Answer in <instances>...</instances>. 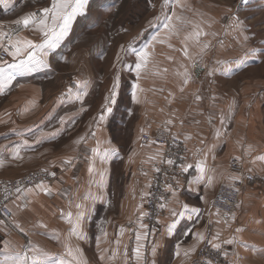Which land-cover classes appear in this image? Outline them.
Wrapping results in <instances>:
<instances>
[{"label": "crops", "instance_id": "obj_1", "mask_svg": "<svg viewBox=\"0 0 264 264\" xmlns=\"http://www.w3.org/2000/svg\"><path fill=\"white\" fill-rule=\"evenodd\" d=\"M2 8L0 33L43 43L45 38L38 25L24 28L14 23L28 14L15 19L13 11L18 10L12 0ZM11 16L12 21H8ZM158 41L155 46L160 49L155 48L156 52L169 51L160 44V37ZM59 49L60 45L45 49L48 55L43 59L48 67H36L30 72L9 67L17 61L8 53L0 63L13 76L0 87V180L15 179L35 170L57 176L53 183H45L44 189L35 186L20 190L8 203L11 217L0 215V261L11 264L17 252L37 248L53 258L51 264L60 260L65 264H138L134 249L135 233L139 230L148 233L139 242L143 245L139 264H187L211 231V243L227 247L231 264H264V125L260 123L259 111L249 114L243 104L238 105L236 93L232 95L228 88L218 87L222 81L234 78L207 77L198 83L189 75L188 55L182 64L178 60L182 52L177 49L172 50V61L155 55L147 73L140 75L135 84L139 86L134 88L137 99L134 101L131 96L135 117L130 119V133L125 138L121 117L116 134L111 127V112H104L103 121L83 124L88 109L77 104L75 91L67 98L68 91H46L45 84L56 80L60 73ZM85 68L87 73V65ZM57 80L61 82L60 76ZM86 80L87 77L81 79ZM159 129L187 145V164L193 167L164 203L158 230L148 226L140 229L141 222L147 225L145 215L142 221L139 217L145 213L156 166L164 157L161 146L144 145L141 138ZM93 148L100 152L115 148L117 153L102 162L100 157L92 156ZM66 160L71 163L65 164ZM234 160L243 163L246 172L259 180L246 183L238 209L225 225L212 202L221 184L238 180L230 168ZM201 161L205 172L203 179L196 182L201 174L195 165ZM184 205L199 209V214L191 218L187 214L179 216ZM67 213H72L73 223L78 214L82 216L75 235ZM173 221L176 227L169 234L167 228ZM121 227L125 229L123 233L119 231ZM197 234L205 237L203 242L196 239ZM217 234L218 239H214ZM229 239L232 244L224 243ZM69 249L75 259L68 255Z\"/></svg>", "mask_w": 264, "mask_h": 264}, {"label": "rangeland", "instance_id": "obj_2", "mask_svg": "<svg viewBox=\"0 0 264 264\" xmlns=\"http://www.w3.org/2000/svg\"><path fill=\"white\" fill-rule=\"evenodd\" d=\"M12 4L18 10L13 11L16 19L39 14L51 6V0H12ZM1 9L5 8L0 6V18L4 16ZM166 15L172 17L167 29L162 26ZM158 37L169 51L156 52ZM145 45L149 62L155 55L172 61L175 49L182 52L180 63L188 55L189 75L198 83L207 77L234 78L222 81L218 87L236 93L238 105L243 104L249 114L259 111L264 125V0H172L168 6L164 0H89L86 14L74 18L69 33L60 42L57 79L60 76L61 82H49L45 89L77 92L75 83L87 77L88 94L77 101L88 109L83 124L94 122L110 107L114 134L120 129L117 121L121 117L127 138L130 119L135 117L131 96L138 80L134 70L137 59L129 48L139 50ZM252 51L258 55H250ZM196 63L204 68L200 77L194 72ZM148 66L141 75L147 73Z\"/></svg>", "mask_w": 264, "mask_h": 264}, {"label": "snow or ice", "instance_id": "obj_3", "mask_svg": "<svg viewBox=\"0 0 264 264\" xmlns=\"http://www.w3.org/2000/svg\"><path fill=\"white\" fill-rule=\"evenodd\" d=\"M172 0H164L165 6H168ZM177 3H179V0H176ZM11 3V0H0V6L2 7H8ZM89 4V0H51V6L46 7L41 10L39 14L37 13H31L29 15L24 16L22 19H17L14 21V23L18 26H23L24 28H28L29 26H37L39 27V31L42 33L43 37L45 38L43 43L36 44L35 42L31 40H24L21 41L19 38L14 39L15 34H10L8 32H2L0 33V49H3L4 52L8 53L14 61H17L13 64H10L9 67L21 70V71H32L36 67H48V65L45 63L43 57L47 56L48 53L45 51V49H56L59 45L61 40L66 37V35L69 33L70 24L76 18L78 15L86 14V8ZM173 15H175L173 13ZM238 18V17H237ZM159 19V18H157ZM165 22L163 23L164 28H169L171 24L172 17L171 16H165L164 17ZM196 38H199L200 33H195ZM153 40L156 39V36L153 35ZM5 42L6 45L5 46ZM148 46L145 45L144 47L137 50L134 46H130L129 51L136 56L137 62L134 65V70L136 72L137 77L139 78L141 75V70L143 68H146L149 63V52H148ZM37 52H39V56L37 55ZM185 54H187V51L185 50ZM250 55H258L256 51H252ZM2 63V62H0ZM130 71L133 70L132 68L129 69ZM212 73H209L211 75ZM0 76H3V80H0V87H3L5 83L13 79V76L11 74H8L5 72V69L3 67H0ZM184 83H187V78L185 79ZM75 87L77 89V92L75 94V99L77 101H81L84 96H87L88 94V82H79L77 81L75 83ZM115 85L113 86V92L115 91ZM135 87H139L136 85ZM182 90V89H181ZM72 95V89H69L65 98ZM132 99L135 101L137 99V93L135 89L132 92ZM197 100L200 99L199 96L196 97ZM114 102V98L112 100ZM104 112H111L110 107H106L104 109ZM104 112H101V114L97 117L98 121L105 120ZM61 123H64L62 120ZM171 123V121H169ZM93 136H95V133H92ZM25 144H27V141H25ZM92 156L93 157H100L101 161H107V159L115 155L117 153V150L115 148L105 150L104 152H100L98 148H93L92 150ZM19 153L17 152V155ZM86 159L88 157H85ZM152 159H155V157H152ZM261 159H264V157H261ZM65 164H70V160L64 161ZM166 163L168 165H173L175 162L173 159H167ZM203 161L197 163L195 165L196 172L200 173L201 175L196 178V182H199L200 179H203L205 169L202 166ZM182 170L184 172H188L189 169L193 167L191 164L182 165ZM89 173L93 171L92 166H89ZM156 171L158 172L159 169L157 168ZM54 175V174H53ZM237 179V178H234ZM209 183H211V178H209ZM38 188L44 189L45 185L44 182L41 181L38 185ZM169 188L171 186L169 185ZM20 189L17 188V192H19ZM28 191H31L29 189ZM50 191V189L48 190ZM175 190L173 189V192ZM77 208L80 207L79 204L76 205ZM159 207L162 209L165 207L163 203L159 205ZM199 209L197 208H189L187 205H184V211L180 212L178 215L183 217L186 214L189 216V218L192 217L193 214L198 215ZM63 215V213H62ZM147 215V213H142L139 219L142 221L143 216ZM173 216H176L177 213L173 211ZM81 214H78L75 218V223H73L72 220V213H67V219L68 223L72 225L71 232L73 235L77 233V230L80 228V221H81ZM41 227H44V225H40ZM19 227V226H18ZM176 227L175 221L169 227L167 228V231L169 234H172L174 232V229ZM140 229H146L147 225L143 224L142 222L139 224ZM20 231L23 232V229L21 228ZM120 233H123L125 229L121 227L119 229ZM239 231V230H238ZM106 235V234H105ZM148 235L147 232H141L136 231L135 233V240L137 242V246L134 249V255L135 258L139 264L140 261L143 260V253L141 251L143 245L139 242L146 238ZM82 238V237H78ZM196 239L200 242H203L205 237L203 235L197 234ZM214 239H218L217 237H214ZM117 245H119V240L115 242ZM211 243V241H209ZM226 244H232L233 240L229 239L224 241ZM8 245H5V248L7 249ZM212 247L219 250L220 245L219 244H213ZM247 247V246H245ZM177 248H179V245H177ZM31 252L32 254L29 255L28 253ZM156 253V247L153 246L152 248V254L155 255ZM68 255L73 256V252L71 249L68 250ZM127 255V250L125 248V256ZM177 255H179V252H177ZM73 259L75 257L73 256ZM101 259H103V256H101ZM53 258L49 256L45 252H41L37 248H29L27 252H17L14 257L11 258V264H51ZM0 264H8V261H0ZM58 264H65L63 260H60ZM209 264L211 262L209 261Z\"/></svg>", "mask_w": 264, "mask_h": 264}, {"label": "built area", "instance_id": "obj_4", "mask_svg": "<svg viewBox=\"0 0 264 264\" xmlns=\"http://www.w3.org/2000/svg\"><path fill=\"white\" fill-rule=\"evenodd\" d=\"M5 46L6 42H5ZM6 52L0 49V62L5 59ZM194 72L199 77L204 72L200 63L194 65ZM142 144L155 143L163 148V162L156 166L159 171L155 170L154 179L145 200V222L150 229L158 230L160 219L164 216V208H160L161 203H165L174 195L173 189L176 190L178 184L187 177V172L182 170V165H187V155L189 149L187 145L173 136L171 133L159 129L155 133L145 134L142 136ZM167 159H173L174 164L168 165ZM231 170L237 174L238 180L234 183L221 184L214 196L212 207L221 214L222 221L225 225L229 224L234 217L240 202L242 189L246 183H256L259 178L256 175L248 174L243 163L233 161ZM53 172L36 170L25 175H21L11 180H0V215L4 218H10L12 213L8 203L18 195L17 188L20 190L37 186L41 181L53 183L57 176ZM169 185L171 188H169ZM212 231L208 233L206 241L203 242L195 256L187 264H231L227 255V247L220 245L219 250L212 247L209 243Z\"/></svg>", "mask_w": 264, "mask_h": 264}, {"label": "bare ground", "instance_id": "obj_5", "mask_svg": "<svg viewBox=\"0 0 264 264\" xmlns=\"http://www.w3.org/2000/svg\"><path fill=\"white\" fill-rule=\"evenodd\" d=\"M242 195V194H241ZM240 198H241V196H240Z\"/></svg>", "mask_w": 264, "mask_h": 264}]
</instances>
